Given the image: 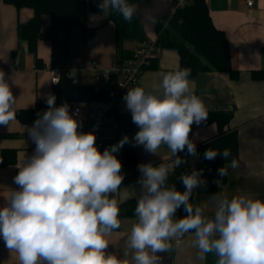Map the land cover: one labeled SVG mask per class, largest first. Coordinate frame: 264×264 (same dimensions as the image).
<instances>
[{
  "label": "clouds",
  "instance_id": "obj_1",
  "mask_svg": "<svg viewBox=\"0 0 264 264\" xmlns=\"http://www.w3.org/2000/svg\"><path fill=\"white\" fill-rule=\"evenodd\" d=\"M99 7L113 10L125 21L136 14L128 0H102ZM190 68L161 72V81L151 88H128L123 100L139 131L132 138L150 154L166 146L170 163L138 166L141 173L135 221L125 241V257L108 251L109 237L121 228L120 208L113 195L124 180L122 163L116 153L130 142L124 136L101 152L93 132H83L78 110L70 112L65 102L56 106V96L46 97L47 110L28 128L35 145L18 166L13 183L17 186L0 206V240L19 264H161V253H169L173 241L194 235L198 258L216 257V264H264V200L245 195L217 192L205 203L194 204L196 189L206 187L203 169L184 172V190L169 183L174 168L199 158L190 138L193 125L205 123V104L192 89ZM59 83V81H53ZM16 97L6 73L0 69V127L16 119ZM222 153L208 148L205 160ZM239 163L231 160L217 169L220 178ZM217 185L220 179L215 181ZM183 208L186 215L177 218ZM211 208V215L206 214Z\"/></svg>",
  "mask_w": 264,
  "mask_h": 264
},
{
  "label": "crops",
  "instance_id": "obj_2",
  "mask_svg": "<svg viewBox=\"0 0 264 264\" xmlns=\"http://www.w3.org/2000/svg\"><path fill=\"white\" fill-rule=\"evenodd\" d=\"M252 1L251 7L247 2ZM214 26L223 31L229 41L231 65L238 72L232 79L228 73L207 72L199 74L192 81L194 93L201 98L208 113L224 112L233 116L223 131L236 132L238 140L237 161L239 167L228 169L225 185L217 192L233 195H245L264 200V0H206ZM175 0H151V3L137 2L136 14L141 18L139 37L126 41L124 49L132 51L144 38L156 37L157 22L165 24L173 13ZM80 12L86 18L95 35L83 41L79 29L71 32L70 55L68 63L74 65L77 60L85 63L96 61L100 68H108L118 59L116 49L115 25L108 20V10L89 11L86 0L80 1ZM34 16L31 9L18 11L14 6L0 0V69L6 73L10 88L16 97V113L19 110L35 108L37 102L45 103L48 94L55 95L52 83L53 52L48 40L40 39L37 54L28 50L27 43L19 39V24L27 23ZM47 15L41 18V31L45 33L49 26ZM18 62L17 65L15 63ZM180 67V56L174 49L161 48L159 58L153 66L146 69L141 83L151 88L161 81L160 73ZM90 81H83L86 74ZM79 83L94 87L98 80L91 71L78 75ZM40 113H43L42 111ZM31 125L20 122L17 117L8 127H0V206L12 189L17 186L13 178L25 155H31L35 145L28 138L27 130ZM139 131L132 122L131 112L126 109L122 99L118 109V121L115 127L104 131L105 140L122 132ZM217 124L193 125L190 138L195 142L197 153L203 145L221 135ZM136 168L122 169L124 180L120 189L113 195L118 203L135 200L137 204L140 185L137 183L141 173L138 166L151 162L153 166L170 163L171 154L162 146L158 154L146 152L143 146L136 145ZM186 157L191 169L198 165V158L188 156L186 151L178 153ZM227 163L225 166L229 165ZM176 168L169 175V183ZM216 192V193H217ZM214 194V193H213ZM212 194L194 193V204H203ZM211 208L207 210L211 215ZM136 217L121 218V228L113 230L107 237L108 251L120 258H126L125 241ZM194 235L186 234L179 244H173L169 253H161V264H216V257L207 254L198 258V250L193 246ZM0 264H19L15 253H9L0 240Z\"/></svg>",
  "mask_w": 264,
  "mask_h": 264
},
{
  "label": "trees",
  "instance_id": "obj_3",
  "mask_svg": "<svg viewBox=\"0 0 264 264\" xmlns=\"http://www.w3.org/2000/svg\"><path fill=\"white\" fill-rule=\"evenodd\" d=\"M5 4L14 6L18 11L24 8L33 10L34 16L25 24H19V39L25 41L29 52L36 55L40 39L48 40L52 46L53 67L64 68L68 64L70 55L71 32L77 28L80 31L81 39L87 41L95 35V29L88 26L86 18L80 12L81 0H3ZM102 0H86V8L89 11H100L99 4ZM130 4L137 2L151 3V0H128ZM176 2V0H175ZM49 17V26L45 33L41 31V18ZM108 20L115 25L117 60L128 59L131 52L124 49V43L139 37L141 33V18L135 14L131 22L125 21L123 17L108 10ZM156 38L161 48L174 49L180 56V68H190L194 78L202 73L222 72L228 73L232 79L238 77V72L231 65V54L229 41L226 34L217 29L212 21L209 7L206 0H191L186 7L177 9L167 19L165 24L157 22ZM147 39V38H144ZM142 39V40H144ZM141 40V41H142ZM156 62L153 61L151 66ZM150 66V67H151ZM113 85L110 82L100 79L99 91L94 87L73 84L65 72L62 73L60 83L55 86V104L57 107L65 102H87L92 100L106 99L112 91ZM47 110V104L37 102L35 108L30 110H19L16 113L17 119L29 125L38 118L37 114ZM232 113L214 112L208 113V118L201 125L217 124L221 136L203 145L198 149L197 170L203 169V178L207 180V186L198 188L200 194H213L219 191L226 183V177L220 178L217 169L225 166L238 156V140L236 132L227 133L224 127L232 118ZM123 148L116 153L122 163V169L132 170L136 168V145L132 138ZM122 138L109 139L97 142L101 152L107 147L118 143ZM212 148L222 153L224 149L230 150V156L223 158L217 156L214 160H205L204 151ZM188 166L176 168L170 184H175L180 191L184 186L180 177L184 172H191ZM220 179L219 185L215 182ZM194 203V196L192 198ZM120 208L119 218L135 217L136 201L129 200L118 203ZM186 215L183 208L176 213L177 218Z\"/></svg>",
  "mask_w": 264,
  "mask_h": 264
},
{
  "label": "built area",
  "instance_id": "obj_4",
  "mask_svg": "<svg viewBox=\"0 0 264 264\" xmlns=\"http://www.w3.org/2000/svg\"><path fill=\"white\" fill-rule=\"evenodd\" d=\"M190 2L191 0H176L173 12L186 7ZM252 5V1L247 2L248 7ZM159 50L160 47L157 38H147L142 40L131 51L128 59L117 60L108 68H100L96 61L85 63L82 60H77L74 65L68 63L64 68L54 67L51 70L52 83L55 86L60 83L63 72L71 78L73 84H78V75L84 71H91L97 78L98 82L94 86L97 92L99 91L100 79L106 80L113 85V89L106 99L69 103L70 112H76L78 110L77 118L82 121L81 130L83 132L95 133L97 137L96 143L105 140L104 131L117 125L119 104L123 96L126 94L128 88L142 86V76L153 61L159 58ZM17 64L18 62L15 63V65ZM57 80L59 83L53 82ZM124 136L131 138L133 134L132 132L126 131L118 136L111 137V139L123 138ZM182 239L179 242H173L179 244Z\"/></svg>",
  "mask_w": 264,
  "mask_h": 264
},
{
  "label": "rangeland",
  "instance_id": "obj_5",
  "mask_svg": "<svg viewBox=\"0 0 264 264\" xmlns=\"http://www.w3.org/2000/svg\"><path fill=\"white\" fill-rule=\"evenodd\" d=\"M91 77H92V76L89 77V75H87V73H86V74H83V76H82V80H83V81H90V80H91Z\"/></svg>",
  "mask_w": 264,
  "mask_h": 264
}]
</instances>
